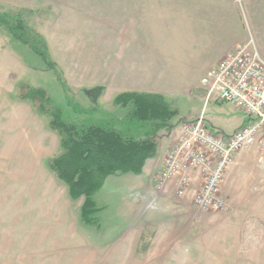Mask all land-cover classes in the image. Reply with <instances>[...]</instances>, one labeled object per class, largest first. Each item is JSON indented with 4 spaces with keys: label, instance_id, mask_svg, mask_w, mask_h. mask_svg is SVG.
Returning <instances> with one entry per match:
<instances>
[{
    "label": "crops",
    "instance_id": "obj_1",
    "mask_svg": "<svg viewBox=\"0 0 264 264\" xmlns=\"http://www.w3.org/2000/svg\"><path fill=\"white\" fill-rule=\"evenodd\" d=\"M81 3L99 7L91 23L102 26L98 41L108 43L107 56L91 58L108 69V82L92 84L103 89L101 107L107 94L113 102L124 93H150L177 108L175 124L203 115L211 129L232 134L247 121L232 105L208 103L202 80L239 46L252 43L264 60V0H49L47 8ZM199 103L200 112L181 116V106ZM176 129L159 135L140 175L112 176L126 178L140 214L125 242L137 240L138 247L148 226L156 259L170 264H264V148L256 145L234 157L221 185L226 207L206 212L195 203L201 172H188L184 187L181 177L160 182Z\"/></svg>",
    "mask_w": 264,
    "mask_h": 264
},
{
    "label": "rangeland",
    "instance_id": "obj_2",
    "mask_svg": "<svg viewBox=\"0 0 264 264\" xmlns=\"http://www.w3.org/2000/svg\"><path fill=\"white\" fill-rule=\"evenodd\" d=\"M48 3L0 0V14L21 15L33 33L47 41L59 74L72 82L67 85L76 103L89 108L92 103L85 91L75 87L89 90L98 87L92 86L96 79L108 82L107 66L99 64L98 58L94 63L91 60L94 54H108L107 41H98L102 26L91 23L99 7L81 3L50 10ZM20 85L45 89L65 119L79 118L56 74L29 47L16 41L7 27L0 26V264H170V260L156 259L157 253L151 250V227L147 226L138 247L137 240L125 242L140 214L133 208L124 176L109 178L95 197L100 229L81 222L85 198L73 200L67 185L48 167V161L62 151L61 139L49 128L47 116L32 102L18 98ZM204 92L207 98L205 88ZM107 95L102 108L123 117L126 111L113 107ZM20 105L26 108L19 109ZM180 108L183 117L200 112L203 104ZM175 118L173 129L159 135L171 134L191 119L175 124Z\"/></svg>",
    "mask_w": 264,
    "mask_h": 264
},
{
    "label": "trees",
    "instance_id": "obj_3",
    "mask_svg": "<svg viewBox=\"0 0 264 264\" xmlns=\"http://www.w3.org/2000/svg\"><path fill=\"white\" fill-rule=\"evenodd\" d=\"M0 26L29 47L53 71L63 85L69 105L79 116L73 121L52 106L45 89L20 85L18 98L32 102L35 109L49 118V128L61 139V153L48 161L49 169L65 183L73 200L85 198L81 222L100 229L95 216L100 211L95 197L109 177L125 174L140 175L147 160L157 149L163 130L173 129L172 121L179 111L159 94L124 93L112 102L113 107L126 111L118 117L103 109L99 98L101 87L85 90L92 105L84 108L76 103L67 82L59 74L47 41L34 34L21 15L0 14Z\"/></svg>",
    "mask_w": 264,
    "mask_h": 264
},
{
    "label": "built area",
    "instance_id": "obj_4",
    "mask_svg": "<svg viewBox=\"0 0 264 264\" xmlns=\"http://www.w3.org/2000/svg\"><path fill=\"white\" fill-rule=\"evenodd\" d=\"M207 102L236 107L247 118L232 134L211 129L203 115L183 122L177 130V142L168 153L160 176L162 184L198 171L204 183L196 194V206L206 212L226 207L221 185L234 157L245 149L264 148V60L252 43L239 46L202 80Z\"/></svg>",
    "mask_w": 264,
    "mask_h": 264
}]
</instances>
